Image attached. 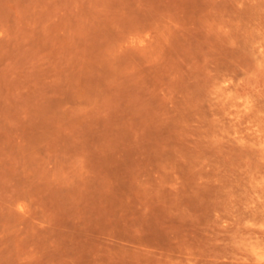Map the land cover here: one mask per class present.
<instances>
[{"label": "rangeland", "instance_id": "1", "mask_svg": "<svg viewBox=\"0 0 264 264\" xmlns=\"http://www.w3.org/2000/svg\"><path fill=\"white\" fill-rule=\"evenodd\" d=\"M0 264H264V0H0Z\"/></svg>", "mask_w": 264, "mask_h": 264}]
</instances>
